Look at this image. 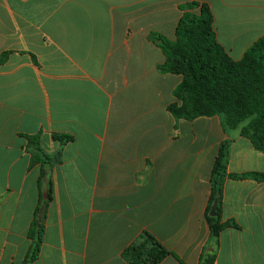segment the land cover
Returning <instances> with one entry per match:
<instances>
[{"label": "crops", "instance_id": "0c3cea01", "mask_svg": "<svg viewBox=\"0 0 264 264\" xmlns=\"http://www.w3.org/2000/svg\"><path fill=\"white\" fill-rule=\"evenodd\" d=\"M190 3L209 5L220 46L240 61L264 37V0H0V264H23L39 203L52 198L33 264H129L150 233L160 264H199L209 246L211 174L264 175V153L218 116L170 111L182 74L152 33L176 40ZM70 137L61 143L54 136ZM26 136L50 161L33 163ZM215 264H264V182L225 183Z\"/></svg>", "mask_w": 264, "mask_h": 264}, {"label": "trees", "instance_id": "16d2710c", "mask_svg": "<svg viewBox=\"0 0 264 264\" xmlns=\"http://www.w3.org/2000/svg\"><path fill=\"white\" fill-rule=\"evenodd\" d=\"M183 16L176 29V40L171 41L159 33H152V41L162 50L167 61L159 66L161 73L182 74L183 82L175 91L176 102L170 111L177 118L192 121L199 117L218 116L226 134L237 133L249 139L257 151L264 153V37L235 61L218 43L214 29V16L207 4L190 3L181 8ZM9 54L0 58L3 63ZM35 153L33 163L50 161L43 154L38 137L26 136ZM61 143L70 137L54 136ZM231 140L221 143L211 176V192L207 208L210 229L209 246L201 253L199 264H215L219 237L226 228H238L234 221L223 222L222 202L228 179H252L264 182L257 173H229ZM52 191L49 185L47 198L39 203L29 230L30 249L23 264L38 260L44 234L47 209ZM217 203V215L210 216ZM171 251L155 236L145 233L143 240L128 247L123 257L129 264H160Z\"/></svg>", "mask_w": 264, "mask_h": 264}, {"label": "water", "instance_id": "95a60500", "mask_svg": "<svg viewBox=\"0 0 264 264\" xmlns=\"http://www.w3.org/2000/svg\"><path fill=\"white\" fill-rule=\"evenodd\" d=\"M217 215V203H215L212 208H211V211H210V216L211 217H215Z\"/></svg>", "mask_w": 264, "mask_h": 264}]
</instances>
